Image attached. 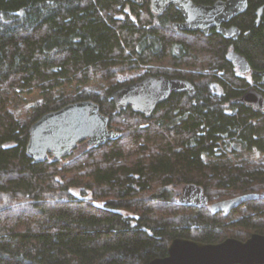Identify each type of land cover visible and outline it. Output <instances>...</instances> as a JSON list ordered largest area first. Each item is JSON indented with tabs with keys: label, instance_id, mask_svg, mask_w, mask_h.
<instances>
[{
	"label": "trees",
	"instance_id": "16d2710c",
	"mask_svg": "<svg viewBox=\"0 0 264 264\" xmlns=\"http://www.w3.org/2000/svg\"><path fill=\"white\" fill-rule=\"evenodd\" d=\"M249 1L237 45L251 80L229 70L227 40L173 28L182 19L173 6L157 15L150 0H0V264H149L177 237L217 243L264 234V169L224 160L233 143L264 153V112L236 101L251 81L264 93L256 73L264 69V0ZM189 60L197 78L153 69ZM139 67L188 79L196 94L173 93L150 117L117 111L110 93L143 77H127ZM96 78L105 86L91 85ZM33 91L43 102L21 120L13 107ZM85 99L120 136L64 161L35 162L31 124ZM187 183L201 185L210 203L258 196L216 213L179 203Z\"/></svg>",
	"mask_w": 264,
	"mask_h": 264
},
{
	"label": "water",
	"instance_id": "95a60500",
	"mask_svg": "<svg viewBox=\"0 0 264 264\" xmlns=\"http://www.w3.org/2000/svg\"><path fill=\"white\" fill-rule=\"evenodd\" d=\"M129 1L139 6L145 3V0ZM150 3L156 13H163L167 7L174 5L185 18L173 24L175 29L201 31L206 35L222 19L245 12L249 4L248 0H228L212 6L197 5L192 0H151ZM263 9L264 6L260 14ZM219 12L222 17L217 18ZM218 31L227 38H237L241 34L240 28L238 31L235 26L228 29L218 27ZM229 59L239 66L240 73L251 71L250 62L240 52L232 50ZM257 73L261 76V85H264V69ZM176 92H187L194 97L196 88L185 78L147 74L112 90L110 100L115 103L117 111L131 108L150 117L159 103ZM236 101L255 111L264 112V93L256 87L247 89ZM109 122V116L101 111L100 105L94 100L71 102L44 113L31 124L27 153L35 162H44L50 155L54 161H62L72 154L81 141L85 140L92 147L118 138L120 133L110 128ZM257 196L253 192L245 193L210 203L201 185L187 183L182 187L178 201L189 206H210L212 211L218 213L230 211ZM149 264H264V234L255 232L246 240L228 237L217 243L177 237L170 242L165 257H157Z\"/></svg>",
	"mask_w": 264,
	"mask_h": 264
},
{
	"label": "rangeland",
	"instance_id": "374dc122",
	"mask_svg": "<svg viewBox=\"0 0 264 264\" xmlns=\"http://www.w3.org/2000/svg\"><path fill=\"white\" fill-rule=\"evenodd\" d=\"M199 56L202 57L203 54L202 55L199 54ZM193 61L194 60L190 61L189 64L182 62L183 64L178 66V67H174L169 62H167L166 64L164 63V65L163 64H157L153 67V69L154 68L155 69H165V70H169V71L184 70V71L190 73L191 75H195L197 78V75L201 74V71H200L201 69L196 68L195 66H192L191 64H193ZM204 70H205V68H204ZM145 73H146V70L143 67H139V68H136L132 71H129V73L127 74V77H131V76L135 77V76L142 75V74L144 75ZM221 75H223V73H221ZM197 80H199V82L200 81L205 82V79H203V78L197 79ZM249 80H251L250 76H249ZM91 85H93L94 87L96 86L98 88H101V87L105 86V83H104V81H102L101 78H96V79H94V81L91 82ZM250 87H256L255 84H252V81H251L250 86L248 88H250ZM60 90L61 89H59V91ZM74 90H75V88H70L69 90L64 88L62 93L73 92ZM41 102H43V96L39 91L29 92V93L25 94V98L17 107H13V111L17 114V116L21 120H24V119H27L31 116L35 107ZM87 146L88 145H87V142L85 140L81 141L77 145V147L75 148V150L72 152L71 155H73L75 153H79L80 151H83L84 149H86ZM71 155H69V156H71ZM50 157H52V156L50 155ZM68 157H65L62 161L68 159ZM217 160H219V159L218 158H213L212 160L208 159V161H210L212 163L217 162ZM224 160L231 162V163H234V164H239V165L245 166L251 170L264 169V153L260 152L256 149H254V150L244 149L238 143H233L231 150L226 152V156L224 157ZM183 186H184V184L180 185L181 188ZM72 190L76 195H80V190L78 188H73Z\"/></svg>",
	"mask_w": 264,
	"mask_h": 264
},
{
	"label": "flooded vegetation",
	"instance_id": "af4514ba",
	"mask_svg": "<svg viewBox=\"0 0 264 264\" xmlns=\"http://www.w3.org/2000/svg\"><path fill=\"white\" fill-rule=\"evenodd\" d=\"M151 1V0H150ZM195 4H197V5H200V4H203V5H209V6H212V5H215L217 2H225V1H228V0H206V1H201V0H192ZM248 2H249V4H248V8H249V5H250V1L248 0ZM132 3V2H131ZM133 4H135V3H133ZM145 4V3H144ZM137 5V4H136ZM139 6V5H138ZM143 6V5H142ZM171 6H173L174 7V5H171ZM171 6H169V7H171ZM150 7H151V3H150ZM169 7H167L166 9H165V11L163 12V13H156V12H154L153 10V12L155 13V14H157V15H163L165 12H166V10L169 8ZM261 7H263V6H261ZM261 7L259 8V9H261ZM175 8V7H174ZM248 8H247V10H248ZM151 9H152V7H151ZM176 9V8H175ZM177 10V9H176ZM246 10V11H247ZM177 11H179V10H177ZM245 11V12H246ZM180 12V11H179ZM245 12H243V13H240L239 14V12L238 13H236V14H234V15H232L231 17H227V16H225L226 18H228V19H222L220 22H219V24H215V25H213V27L210 29V31H209V35H206L205 33H203V32H201V31H198V32H201V33H203L205 36H207V37H210V36H212L214 33L215 34H217V35H219V36H221L222 38H224L225 40H227L228 42H227V46H226V56H227V59H228V61L230 62V64L232 65V68L231 69H229V70H235L236 71V74L239 76V66L238 65H235L233 62H231L230 61V59H229V54H230V52L232 51V50H235L236 52H238L239 53V45H237V44H239V34H238V37L237 38H227V37H225L222 33H220L219 31H218V27H224V28H230V27H232V26H235L237 29H238V31H239V16H241L242 14H244ZM263 12V11H262ZM181 13V12H180ZM181 15H182V19L181 20H179V21H175V22H182V21H184L185 20V18H184V16H183V14L181 13ZM222 14L219 12L216 16H217V18L218 17H222L221 16ZM260 10H259V16H258V20H259V18H260ZM175 22H173L172 23V26H173V24L175 23ZM174 28V27H173ZM241 30V29H240ZM197 32V31H196ZM249 61V60H248ZM251 65V64H250ZM253 72H254V69H253V67L251 66V71H249V72H247L246 74H243V73H240V74H242V75H245V76H250V78L252 77V75H253ZM256 73H257V71H256ZM258 74V73H257ZM147 75V74H146ZM259 75V74H258ZM145 76V75H144Z\"/></svg>",
	"mask_w": 264,
	"mask_h": 264
}]
</instances>
